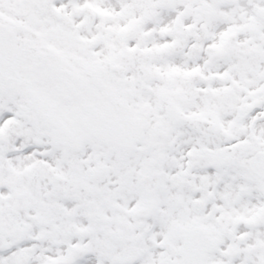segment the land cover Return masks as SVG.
<instances>
[{
	"label": "snow or ice",
	"instance_id": "6c2138e0",
	"mask_svg": "<svg viewBox=\"0 0 264 264\" xmlns=\"http://www.w3.org/2000/svg\"><path fill=\"white\" fill-rule=\"evenodd\" d=\"M0 264H264V0H0Z\"/></svg>",
	"mask_w": 264,
	"mask_h": 264
}]
</instances>
